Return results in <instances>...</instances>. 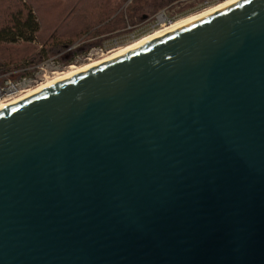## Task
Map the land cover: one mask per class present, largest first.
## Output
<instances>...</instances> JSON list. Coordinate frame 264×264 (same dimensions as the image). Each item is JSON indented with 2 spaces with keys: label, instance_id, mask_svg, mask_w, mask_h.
<instances>
[{
  "label": "water",
  "instance_id": "95a60500",
  "mask_svg": "<svg viewBox=\"0 0 264 264\" xmlns=\"http://www.w3.org/2000/svg\"><path fill=\"white\" fill-rule=\"evenodd\" d=\"M0 264H264V0L2 109Z\"/></svg>",
  "mask_w": 264,
  "mask_h": 264
},
{
  "label": "rangeland",
  "instance_id": "374dc122",
  "mask_svg": "<svg viewBox=\"0 0 264 264\" xmlns=\"http://www.w3.org/2000/svg\"><path fill=\"white\" fill-rule=\"evenodd\" d=\"M96 1L98 0H0V27L11 15L24 8L33 11L41 27L35 42L31 44L9 47L0 45V63L11 62L13 67H19L5 74L16 80L24 75L29 76L36 72L41 75L43 71H47L46 75L52 79L72 65L81 66L90 60L100 59V49L106 54L159 31L163 24L159 20L162 12L168 17L165 24L169 25L201 11L187 3V0H182L158 9L145 19H134L132 24L125 20L120 23L118 19L125 18V11L131 2L127 0L111 16L116 19L110 26L105 24L95 27L92 20L81 30L78 23L80 16L91 14L87 19L93 18L97 10H90V4Z\"/></svg>",
  "mask_w": 264,
  "mask_h": 264
},
{
  "label": "trees",
  "instance_id": "16d2710c",
  "mask_svg": "<svg viewBox=\"0 0 264 264\" xmlns=\"http://www.w3.org/2000/svg\"><path fill=\"white\" fill-rule=\"evenodd\" d=\"M176 1L182 0H131L127 10L125 11V18L120 17L123 16V14L120 13V16L118 15L120 19L118 20H120V23H123L125 20L132 24L134 19H145L158 9L171 5ZM125 2H127V0H98L96 3L90 4V10L96 9L97 13H95V15H93L94 17H91L90 20L87 19V16H91V14L80 16L81 18L78 20V23L83 27H80L79 25V28L84 30L87 24H89L92 20L95 22V25L93 23V26L95 27L100 25L103 26L105 24L110 26L116 19V17L111 18V16H114V13L116 14L117 9ZM40 28L41 27H39L38 20L35 17L33 11L29 8H24L11 15L9 20L6 21L2 27H0V45L9 47L18 44H31L35 42ZM27 64L29 65V63ZM16 68L19 67H13L11 62H1L0 75Z\"/></svg>",
  "mask_w": 264,
  "mask_h": 264
},
{
  "label": "bare ground",
  "instance_id": "6f19581e",
  "mask_svg": "<svg viewBox=\"0 0 264 264\" xmlns=\"http://www.w3.org/2000/svg\"><path fill=\"white\" fill-rule=\"evenodd\" d=\"M243 0H224L220 3H218V5H213L210 7H207L201 11H199L198 13H195L193 15H190L186 18L180 19L174 23H171L169 25L167 24H162L159 29V31L157 30L156 32H153L149 35H147L146 37L143 36V38L134 41L133 43L124 46V47H120L118 49L112 50L110 52H108L107 54H104L100 57V59H96V60H90L88 63L81 65V66H70L66 71L61 72L56 74V76L52 79H50V77L46 78V80L44 82H42L41 84H39L38 86L34 87L33 89L29 90L26 94L20 96L19 98L13 100L12 102L6 104V105H2L0 106V111L2 109H5L7 107H10L12 105H15L29 97H32L33 95H36L40 92H42L43 90H46L50 87H53L63 81H66L76 75H79L81 73H85L88 70H91L95 67H98L102 64H105L107 62H110L114 59H117L127 53H130L142 46H145L155 40H158L166 35L171 34L172 32H175L185 26H188L192 23H195L197 21H200L206 17H209L221 10H224L238 2H241ZM162 17H159V19H161ZM166 25V26H165ZM57 73V72H56ZM54 74V73H53ZM52 74V75H53Z\"/></svg>",
  "mask_w": 264,
  "mask_h": 264
},
{
  "label": "built area",
  "instance_id": "2783aa9c",
  "mask_svg": "<svg viewBox=\"0 0 264 264\" xmlns=\"http://www.w3.org/2000/svg\"><path fill=\"white\" fill-rule=\"evenodd\" d=\"M224 0H187V3H191L200 10H203L207 7L218 5V3ZM162 17L159 19L163 24L167 21L168 17L165 15L164 12L159 16ZM100 56L104 55L102 49L99 50ZM110 52V51H108ZM106 52V54L108 53ZM47 71H43L41 75H37L38 73H34L32 75L22 76L19 79H12L9 77V74H3L0 76V106L6 105L13 100L19 98L20 96L26 94L29 90L33 89L34 87L38 86L42 82L48 78L46 75Z\"/></svg>",
  "mask_w": 264,
  "mask_h": 264
}]
</instances>
